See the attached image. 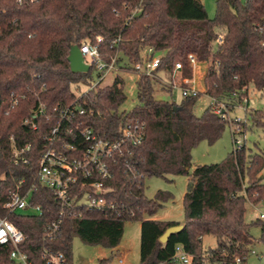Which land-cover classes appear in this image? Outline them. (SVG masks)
Returning <instances> with one entry per match:
<instances>
[{
	"label": "trees",
	"instance_id": "obj_1",
	"mask_svg": "<svg viewBox=\"0 0 264 264\" xmlns=\"http://www.w3.org/2000/svg\"><path fill=\"white\" fill-rule=\"evenodd\" d=\"M97 36L104 37L103 58L110 62L117 57V65L132 72L146 49L153 47L161 56L158 71L171 72L181 62L182 76L192 78L188 56L195 54L208 62L205 93L228 111L245 105L248 119L243 132L253 126L264 131V109L244 101L251 85L264 92V0H216L213 18L201 0H39L26 5L0 0V207L21 178L26 179L22 192L34 182L45 137L58 120L56 108L75 101L72 84L92 78V68L71 70L70 45L95 42ZM157 78L138 74L139 103L129 111L120 110L127 96L119 76L80 100L93 110L80 117L83 125L101 132L116 135L121 123L146 122V137L133 148L131 159L138 176L133 179L122 160L109 182L111 197L123 202L121 215L66 213L61 234L51 239L45 226L59 216L61 204L49 188L38 185L31 201L42 208L41 215L8 214L26 235L22 249L33 264H44L45 249L63 253L65 264H74L75 237L115 250L126 223L135 221L141 223L140 264L173 263L179 244L192 255L189 264H235L237 257L246 262L254 243L251 225L262 227L264 242V222L245 221L247 201H264V153H252L244 143L223 161L191 170L193 149L202 141L217 142L228 120L215 113L212 104L202 116L193 113L201 92L183 97L180 104L157 99ZM40 104L45 105V114L35 118L33 128L25 121L34 118ZM13 141L18 148L31 144L26 164L13 163ZM168 175L188 177L183 223L153 218L174 198L172 192L159 190L153 198L145 193L147 177ZM178 224L183 229L161 242L165 231ZM206 235L216 238V247L203 248ZM11 249L0 244V264H14Z\"/></svg>",
	"mask_w": 264,
	"mask_h": 264
},
{
	"label": "built area",
	"instance_id": "obj_2",
	"mask_svg": "<svg viewBox=\"0 0 264 264\" xmlns=\"http://www.w3.org/2000/svg\"><path fill=\"white\" fill-rule=\"evenodd\" d=\"M18 5L32 4L39 0H13ZM222 40V36L219 37ZM104 37L97 36L96 41H84L80 46L84 61L93 69L92 78L89 80L88 89L75 101L56 108L58 112L57 123L49 130L45 137L44 150L39 157L34 182L26 192L22 187L26 182L21 178L6 196L5 202L0 207V232L4 236L0 238L1 245L12 247L10 258L14 264H33L27 253L22 249L26 240L24 232L9 219L8 214L20 212L33 215H41L42 208L31 201V195L38 185L49 188L61 204L59 216L48 222L45 226L47 236L56 238L61 234L63 216L67 214L73 217H82L86 211H99L106 215H121L124 209L122 201L112 198L113 189L111 182L118 170L119 163L124 160L128 173L133 177L138 176L135 163L131 161L133 148L140 145L146 137V122L141 119H131L121 123L116 135L101 132L89 125H83L80 117L93 110H88L80 100L90 91L97 89L103 84L104 79L115 69L117 57L110 62L103 58L100 43ZM198 57L195 54L188 56V65L195 69L198 65ZM161 56L154 52L153 47H148L141 62L133 65L136 73H144L150 76H158V68ZM183 64L176 63L173 71L168 72L173 87H181L182 95L195 96L200 93L195 80L182 76ZM117 77V76H116ZM180 79L181 83L176 84ZM213 100V99H212ZM245 102L254 104L250 96L244 97ZM15 101L14 103H16ZM212 110L225 117L229 111L224 104L212 102ZM45 114V105L35 110L33 119H26L25 123H31L36 128L35 118ZM234 122V150H239L244 145L242 124L245 122L239 118L231 120ZM12 159L15 165L28 162L27 152L31 144L18 148L12 142ZM128 158L124 159L125 155ZM263 210L260 212V220L264 222V201L261 202ZM30 210V211H28ZM5 213H2V212ZM257 254L255 250H251ZM44 264H65L64 254L45 249L42 254ZM192 255L189 254L181 244L177 245L172 262L176 264H189ZM120 262H123L121 259ZM235 264H246L242 258L237 257Z\"/></svg>",
	"mask_w": 264,
	"mask_h": 264
},
{
	"label": "rangeland",
	"instance_id": "obj_3",
	"mask_svg": "<svg viewBox=\"0 0 264 264\" xmlns=\"http://www.w3.org/2000/svg\"><path fill=\"white\" fill-rule=\"evenodd\" d=\"M205 5L208 15L213 18L216 14V0H201ZM245 1V0H242ZM208 62L198 61V65L193 69L192 78L195 80L198 88L201 91L200 97L193 109L196 116H202L205 109L212 104V98L205 93L204 79L207 74ZM161 80L158 76L154 80L155 97L157 99L174 101L180 104L183 101L181 87H173L169 73L162 72ZM116 76L124 79L125 93L127 99L120 107V110L129 111L138 103V89L137 80L138 73L128 71L121 66L113 70L103 81L105 85H111ZM180 79L176 80V84H180ZM88 89V84L84 82H77L72 84V90L80 96ZM249 96L254 99L255 103L250 104L249 107L264 109V92L256 89L253 85L249 88ZM228 120L226 129L222 137L214 144H209L207 141H202L192 151V168L198 165L212 164L223 161L228 154L234 150V122L231 120L241 119L246 121L247 112L245 105H239L235 109L227 113ZM244 143L248 150L252 153H264V131L259 127H250L247 131L243 132ZM168 179L162 177H147L145 179V193L147 197L153 198L157 191L165 190L174 194V198L167 202L154 217L161 220H176L183 221L185 219V211L183 205L184 194L187 189L188 177L185 175L173 176L168 175ZM247 211L245 214V221L252 223V221L260 218V212L263 210V205L260 203L254 204L251 201L246 203ZM30 211V210H28ZM183 223V222H182ZM140 231L141 225L139 222H127L125 225L124 235L121 241V247L128 250L126 264H140ZM262 227L260 225H251L250 234L254 239L251 246L257 254L249 253L247 256L246 264H264V242L260 241ZM217 245V240L212 235H206L203 239V248L205 250L214 248ZM110 259L108 262L102 263L103 259ZM73 263L74 264H120L119 253L117 249L112 250L100 245H89L84 243L79 237H75L73 241ZM162 264H175V263H162Z\"/></svg>",
	"mask_w": 264,
	"mask_h": 264
},
{
	"label": "water",
	"instance_id": "obj_4",
	"mask_svg": "<svg viewBox=\"0 0 264 264\" xmlns=\"http://www.w3.org/2000/svg\"><path fill=\"white\" fill-rule=\"evenodd\" d=\"M70 62V67L73 72H88L90 67L84 61V56L82 54L81 48L78 44L70 45V53L68 56ZM263 177V175L261 176ZM183 224L173 225L169 227L165 233L160 237L161 242L165 243L168 238L183 229Z\"/></svg>",
	"mask_w": 264,
	"mask_h": 264
},
{
	"label": "crops",
	"instance_id": "obj_5",
	"mask_svg": "<svg viewBox=\"0 0 264 264\" xmlns=\"http://www.w3.org/2000/svg\"><path fill=\"white\" fill-rule=\"evenodd\" d=\"M162 72H165V71H160L159 73H158V76H159V78L161 79V80H163L162 79V76L160 75ZM168 73V72H167ZM154 219H158V220H161V219H159V218H156V217H153ZM170 221H176V220H170ZM184 221V220H183ZM183 221H178V222H183ZM140 223V222H139ZM140 225H141V223H140ZM141 232V231H140ZM204 239V238H203ZM117 249V251H118V253H119V262H120V260L122 259L123 260V262H120V264H126L127 263V259H126V257H127V254H128V250L126 249H123L122 247H121V243H120V245L116 248Z\"/></svg>",
	"mask_w": 264,
	"mask_h": 264
},
{
	"label": "clouds",
	"instance_id": "obj_6",
	"mask_svg": "<svg viewBox=\"0 0 264 264\" xmlns=\"http://www.w3.org/2000/svg\"><path fill=\"white\" fill-rule=\"evenodd\" d=\"M4 236L3 232H0V238H2Z\"/></svg>",
	"mask_w": 264,
	"mask_h": 264
}]
</instances>
